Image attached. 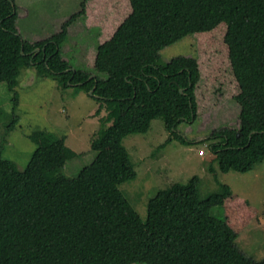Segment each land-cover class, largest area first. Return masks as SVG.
I'll return each mask as SVG.
<instances>
[{
  "label": "trees",
  "instance_id": "16d2710c",
  "mask_svg": "<svg viewBox=\"0 0 264 264\" xmlns=\"http://www.w3.org/2000/svg\"><path fill=\"white\" fill-rule=\"evenodd\" d=\"M17 14L14 0H0V82L14 93L13 108L21 68L35 65L97 99L100 127L89 144L94 158L72 176L67 161L85 152L66 135L30 132L36 146L22 169L0 145V264H264L236 242L258 209L217 179L264 160V0H80L58 32L35 42L20 34ZM78 17L98 29L82 67L62 54ZM186 35L197 56L162 62L160 50ZM229 96L241 107L239 128L208 137L217 140L209 170L218 188L200 198L197 175L173 182L149 198L142 219L119 188L137 175L122 139L161 117L166 141L190 144L178 125Z\"/></svg>",
  "mask_w": 264,
  "mask_h": 264
},
{
  "label": "rangeland",
  "instance_id": "374dc122",
  "mask_svg": "<svg viewBox=\"0 0 264 264\" xmlns=\"http://www.w3.org/2000/svg\"><path fill=\"white\" fill-rule=\"evenodd\" d=\"M14 2L17 5L16 25L20 34L35 42L58 32L62 22L79 9L80 0ZM97 31L96 27H87L83 17H78L68 26V38L62 44V54L74 67L85 64L86 48L95 46ZM160 52L162 62L181 54L197 56L195 39L192 35H186L163 47ZM15 92L18 102L13 108L14 93L7 89L5 82H0L1 152L18 169L27 164L35 149L36 144L28 137L35 129L46 130L56 136L66 135V144L70 148L85 152L67 161L63 170L70 176L77 174L82 166L94 158L95 151L89 148V144L100 127L98 117L93 115L100 104L97 99L83 89L76 91L73 86L63 87L57 78L42 75L35 65L21 68ZM240 109V104L229 96L217 107L198 115L192 123L181 122L178 129L193 141L190 144L176 139L166 141L169 132L161 117L152 119L146 132L130 133L122 139L137 175L122 182L119 188L142 219L147 216L149 198L173 182L185 183L197 175L200 178V198H205L218 188L209 170L211 163L214 167L216 165V162H211L214 153L209 145L217 140L208 137L212 130L223 126L238 129ZM13 114L17 115L14 121ZM217 179L229 184L234 192L258 209L259 216L238 235L236 242L252 258H264V160L245 172L218 171ZM211 212L219 217L224 216L219 206L212 207Z\"/></svg>",
  "mask_w": 264,
  "mask_h": 264
},
{
  "label": "water",
  "instance_id": "95a60500",
  "mask_svg": "<svg viewBox=\"0 0 264 264\" xmlns=\"http://www.w3.org/2000/svg\"><path fill=\"white\" fill-rule=\"evenodd\" d=\"M36 50L38 51V50H39V48L37 47V48H36ZM89 93H92V89L89 91Z\"/></svg>",
  "mask_w": 264,
  "mask_h": 264
}]
</instances>
